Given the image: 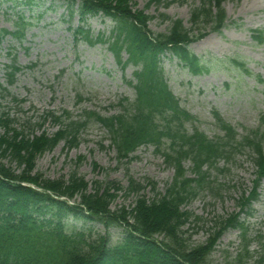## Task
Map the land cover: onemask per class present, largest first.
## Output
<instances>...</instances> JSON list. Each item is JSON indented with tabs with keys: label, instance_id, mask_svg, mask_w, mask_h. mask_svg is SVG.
Wrapping results in <instances>:
<instances>
[{
	"label": "rangeland",
	"instance_id": "rangeland-1",
	"mask_svg": "<svg viewBox=\"0 0 264 264\" xmlns=\"http://www.w3.org/2000/svg\"><path fill=\"white\" fill-rule=\"evenodd\" d=\"M149 0H132L135 11H144L153 17L148 29L152 34L166 33L171 21L181 20L191 29L190 14L200 0H162L160 5ZM78 1L62 0H0V116L9 122L6 129L24 132L34 138L53 137L59 127L48 112L71 114L74 120L95 112L100 116H112L122 110L121 101L135 99V91L129 84L134 81L136 66L122 68L115 61L106 45L90 47L78 42L75 32L79 27L93 35L110 37L114 23L102 15L90 17L84 22L77 14ZM225 27L219 32L211 28L202 30L206 36L192 43L189 50L208 64L209 71L193 76L169 54L162 66L172 93L182 108L195 117L186 129H199L209 138L222 132L214 123L213 111L234 126L240 135L258 129L264 130V44L252 40V30L264 29V0H226ZM124 59L127 55L123 54ZM238 59L250 70L251 75L227 62L217 59ZM14 62L20 71L10 83V66ZM0 125V136L8 131ZM9 130V131H10ZM12 133L9 132V136ZM96 164L97 167H93ZM18 172L16 164L0 155V166ZM187 177H194L192 164L184 163ZM33 174L42 180L66 181L77 174L88 184L111 187L114 195L111 210H131L137 196L127 191L129 181L140 183L139 193L148 201L164 197L174 178L169 167L153 146H141L128 160H120L106 130L92 122L83 128L80 139L71 148L64 141L39 155ZM255 171L247 154L238 155L229 165L221 162L209 173L213 189L200 191L183 211L191 213L190 220L181 229L183 238L192 248L207 243L217 222L239 213L245 221L251 259L246 264H256L264 254V179L258 188L259 197L247 210H241L239 199L243 193L252 192ZM79 201V200H78ZM69 231L90 228L104 235L105 228L98 223H85L69 219ZM242 231L227 230L217 242L208 264H230L241 250ZM109 237L114 244L122 236L120 228H111ZM260 238V239H259ZM257 259V260H256Z\"/></svg>",
	"mask_w": 264,
	"mask_h": 264
},
{
	"label": "trees",
	"instance_id": "trees-1",
	"mask_svg": "<svg viewBox=\"0 0 264 264\" xmlns=\"http://www.w3.org/2000/svg\"><path fill=\"white\" fill-rule=\"evenodd\" d=\"M63 1H78L77 14L82 22L100 14L113 21L108 38L94 37L83 27L75 31L76 37L91 47L106 45L122 68L128 65L138 68L134 72L135 83L129 82L135 99L132 103L122 99V110L109 117L93 112L74 120L67 112L62 115L48 112L47 118L59 127V132L50 138L41 134L30 139L24 132L6 129L9 122L0 116V125L8 131L0 136V155L11 159L18 168L15 172L0 166V264H208L217 242L229 229L242 231L241 250L230 264H246L252 256L245 236L247 226L239 213L217 222L207 243L191 248L181 229L192 215L183 208L200 191L213 189V183L207 180L212 169H217L221 162L229 165L244 153L256 168V182L252 192L243 193L238 203L250 215L249 209L258 198L259 183L264 178V130H246L240 135L214 112L215 125L223 135L209 138L197 128L189 132L186 124L194 120L193 116L171 92L162 66L163 58L169 54L194 76L208 73L206 61L193 54L189 46L206 36L202 31L205 28L219 33L225 27L226 0H200L190 14L191 29L181 20L166 18L171 27L159 34L148 29L153 17L135 11L132 0ZM161 3L162 0H149L148 7ZM252 39L263 45L264 29L252 30ZM216 62L234 64L251 75L236 58ZM8 68L12 83L20 68L14 62ZM255 79L264 84L260 76ZM92 122L106 130L120 160H128L138 148L149 145L163 156L174 169V178L164 197L148 201L139 194L144 186L130 180L127 191L137 196L135 205L129 211L125 208L112 211L114 195L108 190L111 187L94 186L93 192H89L88 184L77 174L66 181L42 180L33 174L39 155L54 149L61 141L73 147L82 129ZM186 161L192 164L194 177H187ZM70 218L101 224L106 232L96 234L92 228L69 231ZM111 228L122 230V236L114 244L108 233ZM260 242L264 250L261 239ZM256 264H264V254L258 256Z\"/></svg>",
	"mask_w": 264,
	"mask_h": 264
}]
</instances>
